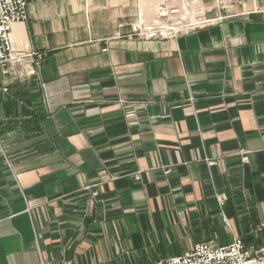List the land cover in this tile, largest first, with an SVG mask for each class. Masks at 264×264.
Returning <instances> with one entry per match:
<instances>
[{"label": "crops", "instance_id": "0c3cea01", "mask_svg": "<svg viewBox=\"0 0 264 264\" xmlns=\"http://www.w3.org/2000/svg\"><path fill=\"white\" fill-rule=\"evenodd\" d=\"M171 1L38 0L14 24L16 49L47 56L0 66V264H151L260 239L264 0H199L214 25L126 37Z\"/></svg>", "mask_w": 264, "mask_h": 264}, {"label": "built area", "instance_id": "2783aa9c", "mask_svg": "<svg viewBox=\"0 0 264 264\" xmlns=\"http://www.w3.org/2000/svg\"><path fill=\"white\" fill-rule=\"evenodd\" d=\"M35 1L38 0H0V66L5 74L21 64H33V68H39L47 56L44 52L18 50L12 41L14 24L27 22L28 7ZM235 1L217 0V7L226 8ZM205 13V8L198 0L163 2L158 6L154 19L132 23L126 37L142 42L176 40L218 21L206 18ZM247 159L244 156L243 160ZM220 200L224 204V198ZM151 264H264V243L247 246L241 238H236L228 244L215 246L213 241H203L179 256Z\"/></svg>", "mask_w": 264, "mask_h": 264}, {"label": "rangeland", "instance_id": "374dc122", "mask_svg": "<svg viewBox=\"0 0 264 264\" xmlns=\"http://www.w3.org/2000/svg\"><path fill=\"white\" fill-rule=\"evenodd\" d=\"M199 1V0H198ZM216 1V0H215ZM217 2V1H216ZM215 2V3H216ZM259 229H261L260 231H259V238L260 239H258L257 241H255V242H248V243H250V244H252V245H255V246H259L260 244H262V243H264V234H263V232L262 231H264V229H263V225L262 226H260L259 227ZM263 234V235H262ZM261 237H262V239H261ZM236 238H241V237H236ZM235 239V238H234ZM242 239V238H241ZM243 240V239H242ZM244 241V240H243ZM216 245H219L218 243L216 244ZM155 259H157V260H165V259H167V258H155Z\"/></svg>", "mask_w": 264, "mask_h": 264}]
</instances>
